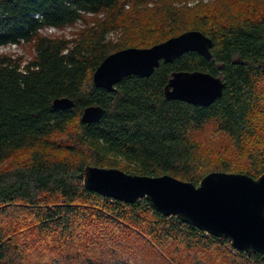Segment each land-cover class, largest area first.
<instances>
[{
	"label": "trees",
	"instance_id": "1",
	"mask_svg": "<svg viewBox=\"0 0 264 264\" xmlns=\"http://www.w3.org/2000/svg\"><path fill=\"white\" fill-rule=\"evenodd\" d=\"M180 1L0 0V46L34 49L26 62L0 53V165L25 153L0 167V264H137L134 251L144 253L145 264H184L181 254L196 264H264L263 254L237 250L229 239L155 210L146 198L127 203L84 186L87 166L169 174L195 185L215 171L264 173V0L243 12L211 14L206 4L178 7ZM78 23L70 38L42 32ZM122 28L127 35L115 42L110 33ZM188 30L213 40L212 58L189 51L162 60L148 77H124L113 90L94 84L95 70L111 53ZM196 70L222 77L221 97L208 106L166 98L173 72ZM60 97L74 105L56 108ZM90 105L104 113L84 123ZM209 129L228 141L233 156L218 151L213 158L200 138ZM25 215L38 235L55 236L68 248L94 227L96 245L86 246L99 255L26 261L16 236Z\"/></svg>",
	"mask_w": 264,
	"mask_h": 264
},
{
	"label": "water",
	"instance_id": "2",
	"mask_svg": "<svg viewBox=\"0 0 264 264\" xmlns=\"http://www.w3.org/2000/svg\"><path fill=\"white\" fill-rule=\"evenodd\" d=\"M213 40L200 30H188L151 47H128L108 55L97 67V87L113 90L128 75L150 76L160 62L196 51L212 58ZM222 77L204 71H175L165 86L167 99L208 106L222 96ZM56 108H70L69 97L56 98ZM104 113L90 105L82 113L84 123L97 122ZM84 186L105 197L127 203L146 198L165 215L199 227L217 237L229 239L233 247L249 254L264 255V173L254 178L246 173L215 171L198 185L169 174H131L119 168L87 166Z\"/></svg>",
	"mask_w": 264,
	"mask_h": 264
},
{
	"label": "rangeland",
	"instance_id": "3",
	"mask_svg": "<svg viewBox=\"0 0 264 264\" xmlns=\"http://www.w3.org/2000/svg\"><path fill=\"white\" fill-rule=\"evenodd\" d=\"M260 2V0H251L250 3L243 2L242 0H181L180 2L176 3L178 7H195L199 4H206L205 10L211 14V12L217 8V11L223 12L224 9L232 10V11H246L247 8L256 2ZM151 7H153V2L150 3ZM128 8V7H127ZM82 25L78 23L74 27H68L63 30H59L53 27L45 28L42 32L43 34L50 35V36H66L68 38L72 37L73 34L81 27ZM127 33H124L123 28L117 29L116 31L110 33L111 39L115 42L119 39L125 37ZM130 33V37L136 38L137 42L143 41L141 36H137ZM0 53L13 55L14 57H22L23 60L26 62L30 60L34 54V49L31 44L20 43V44H7L0 46ZM263 118V117H262ZM74 126V125H73ZM201 140L203 141L206 147L210 148L213 152V158L217 155L218 151L224 152V157H231L234 154L231 152L232 147L228 143V141L223 138L221 135L212 133V130H207L204 134L200 136ZM231 153V154H230ZM25 153L21 152L20 154L16 155L15 157L11 158L7 162L0 165V167L5 166L7 164H12L17 161H20L24 158ZM241 162V159H237L235 164ZM21 220L17 222V231L16 236L19 238V244L24 249L26 261H35L41 258H51L52 256H59L63 257L65 255H69L76 257L79 259H83L85 255L97 257L100 252H96L93 248L88 245H96L94 242V238H96L97 234L93 228L88 227L86 229V234H82L81 230L76 240L72 243H69L68 246L63 245L55 236H41L38 235L37 231L35 230L32 219L30 216H23ZM20 222V228L19 223ZM101 227V226H100ZM84 228V227H83ZM82 228V229H83ZM21 229V230H20ZM97 229V228H96ZM102 230V229H101ZM109 231V229H107ZM110 234L105 233L104 237L108 240ZM89 238V240H88ZM135 245V242H132ZM99 244H97L98 246ZM61 250V251H60ZM128 253V252H127ZM132 259L137 262V264H145L146 259L144 257V253L142 251H134L132 252ZM181 258L184 264L191 263L190 257L188 255L183 256L181 254ZM150 259V258H149ZM194 260L198 259V256L193 257ZM70 260V259H69ZM196 264V263H191ZM205 264V262L203 263Z\"/></svg>",
	"mask_w": 264,
	"mask_h": 264
}]
</instances>
